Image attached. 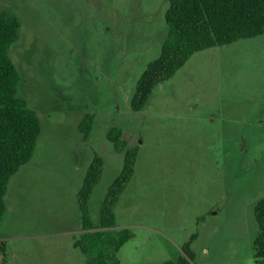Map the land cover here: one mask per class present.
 <instances>
[{
  "label": "rangeland",
  "instance_id": "obj_1",
  "mask_svg": "<svg viewBox=\"0 0 264 264\" xmlns=\"http://www.w3.org/2000/svg\"><path fill=\"white\" fill-rule=\"evenodd\" d=\"M169 0H0L19 19L10 56L17 96L41 122L33 159L11 178L0 264H87L78 193L96 155L105 162L90 198L100 225L124 154L135 173L115 208L133 238L120 264L176 263L193 235L191 264H256V203L264 198V34L193 55L159 84L144 110L131 99L168 33ZM93 115L89 137L79 126Z\"/></svg>",
  "mask_w": 264,
  "mask_h": 264
},
{
  "label": "trees",
  "instance_id": "obj_2",
  "mask_svg": "<svg viewBox=\"0 0 264 264\" xmlns=\"http://www.w3.org/2000/svg\"><path fill=\"white\" fill-rule=\"evenodd\" d=\"M166 13L168 33L160 57L151 62L136 84L131 109H145L154 89L170 80L198 52L233 44L264 34V0H169ZM20 21L0 11V226L5 212L4 198L11 178L29 163L35 154L42 126L37 113L17 96L20 75L10 56L18 40ZM94 116L86 115L79 129L86 138ZM107 139L118 153L124 154L121 173L110 187L101 211L100 225L90 216V198L102 179L105 162L96 155L78 193L83 233L74 247L86 257L87 264H120L118 254L132 238L129 229L117 231L115 208L135 173L138 147H130L124 130L113 127ZM258 235L254 242L256 264H264V198L254 208ZM193 235L183 247L184 257L176 263L191 264L196 257L191 249ZM0 244V252H3Z\"/></svg>",
  "mask_w": 264,
  "mask_h": 264
}]
</instances>
